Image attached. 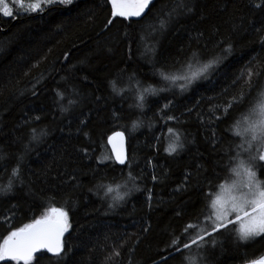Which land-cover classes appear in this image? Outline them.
Segmentation results:
<instances>
[{
    "label": "trees",
    "instance_id": "16d2710c",
    "mask_svg": "<svg viewBox=\"0 0 264 264\" xmlns=\"http://www.w3.org/2000/svg\"><path fill=\"white\" fill-rule=\"evenodd\" d=\"M23 1L29 4L36 0ZM188 2L193 5L191 13L180 15L163 35L155 39L149 37L148 43L156 44L154 59L170 62L197 49L209 55L219 51L215 44L220 40L234 44V53L207 80L198 82L187 92L180 93L177 87L171 92L149 95L141 117L143 124L135 130L130 117L139 110L133 113L128 110L129 103H133V92L128 93L127 100L113 99L107 80L119 77L121 70H125L123 86H126L127 75L133 72L145 86H161L158 76L148 75L152 65L141 57L143 49L137 50L136 42L141 27L174 7L173 0H157L141 24H133L131 28L118 18L110 31L103 30L111 13L106 0H74L68 7H51L43 12H31L8 2L15 14L0 15V149L5 156L0 161V171L2 166L11 171L15 166L14 154L22 152L23 144L28 142L27 121L40 115L41 120L33 121L32 126L49 129L43 143L32 145L22 173L26 181L33 182L36 196L25 195L17 188L14 195L0 197V220L14 216L9 220L14 229L29 223L33 216L39 217L49 206H65L67 210L69 206L64 201L66 194L71 193L75 203L70 206V234L65 236L66 251H71L62 264H153V261L164 264L161 255L168 253L160 250L170 243L173 234L179 236L183 226L200 214L204 206L202 189L208 190L209 181L216 184L217 174L219 183H227L219 164L226 161L224 153L231 139L225 128L238 112L234 108L226 119L212 123L209 108L226 105L241 91L245 95L249 93L246 69L250 61L264 70V46L259 42V35H264V10L255 9L250 0ZM65 56H68L67 61ZM253 57L258 59L253 60ZM85 59L88 64L81 65L80 61ZM72 65H76L77 70H71ZM242 72L243 78L234 85L233 81ZM84 74L88 75L87 81L80 79ZM64 76L82 95L78 97L80 104L61 116L53 103L56 97L52 89ZM251 83V95L245 106L255 100L258 107L264 98L258 96L264 89V75L253 76ZM57 90H65L63 82ZM98 96L100 100L96 99ZM163 97L172 99V114L182 122H169L170 126L179 128L187 138L185 149L178 155L169 156L164 151L169 143L167 128L159 117L153 119L156 102L160 107L167 103ZM63 103L67 104V100ZM113 113L122 118L114 119ZM81 119L85 120L84 125L80 124ZM114 130L125 133L134 175L144 173L145 179H137L136 184L153 190L151 207L145 195L136 192L126 197L122 206L108 209V201L101 199L103 191L96 193L98 183L113 186L122 183L121 169L123 178L128 176L129 169L118 167L113 159L105 161L107 168L98 163L111 156L107 135ZM156 137H160L159 143ZM186 173L191 174L185 184L187 190L176 191L185 182ZM153 174L160 176V182L153 183ZM76 183L81 186L73 188ZM52 194L55 198L49 201L48 196ZM178 211L180 216L176 215ZM145 227L149 228L148 232L143 231ZM8 230L9 225L0 223V242ZM215 239L217 246H209L205 264H244L264 254V237L254 243L238 244L234 234L223 232ZM114 248L120 255L108 260ZM48 256L44 254L39 264H53ZM185 261L177 253L167 264H184ZM33 264H36L35 259Z\"/></svg>",
    "mask_w": 264,
    "mask_h": 264
},
{
    "label": "snow or ice",
    "instance_id": "6c2138e0",
    "mask_svg": "<svg viewBox=\"0 0 264 264\" xmlns=\"http://www.w3.org/2000/svg\"><path fill=\"white\" fill-rule=\"evenodd\" d=\"M111 5L110 16L106 18L103 30L110 31L111 27L120 19L121 23H126V27L131 28L133 24H141L147 12L150 10L152 0H106ZM255 9L264 10V0H250ZM74 3V0H36L31 4V12H43L46 8L51 7H68ZM174 7L165 11L162 15L155 18L154 21L144 24L139 33V41L136 42L137 50L140 51L142 58H145L152 65V72L148 75L158 76L161 83L160 87H152L151 85L145 86L144 81L138 78V74L133 72L127 75L125 81L126 86L121 85L124 79L125 70H121L119 77H112L107 80L113 99L120 97L122 101L127 100L128 93L133 92V103H129V113L134 110H139L135 113L133 118L132 128L135 130L143 124L141 117L144 114L145 102L149 95L156 96L159 93L171 92L173 88H179L180 93L187 92L193 88L198 82L207 80L213 72H215L226 60H228L234 53V44L226 43L224 40L217 41L215 48L219 49L218 52L205 55L200 49L192 51L190 55L182 59L173 61L160 62L154 59L156 56V44L148 43L149 37L155 39L158 35H163L169 26L180 16L186 15L193 11V5L188 0H173ZM13 5L19 4L23 6V0H12ZM12 7H10L7 0H0V15L4 17L13 16ZM136 18V19H132ZM259 33L260 30H257ZM148 33V36L145 35ZM127 38L128 34H124ZM259 42L264 46V35H259ZM158 43V41L156 42ZM207 48V45H205ZM128 50L132 51V45L129 44ZM111 51V49H109ZM152 57V59H149ZM131 58V57H130ZM253 57V60H257ZM68 60V56H65ZM81 65H87L88 60L80 61ZM253 67L257 70L253 71ZM71 70H77L76 65H72ZM248 80L246 81L249 86V93L245 95L241 91L238 97L234 96L226 105H212L209 108L210 116L209 121L214 123L226 119L232 109H237L238 115L232 118L231 123L225 128V132L229 133L231 139L229 140V148L224 153L226 161L219 164V167L225 172L223 177L227 182L231 177H243V179L236 181L233 180L231 185L225 189L224 183H219V174H217V183L213 184L209 181L207 184V191H203L204 206L201 208L200 214L192 221L187 222L179 236L173 234L169 244L161 253L167 252L168 255H161L164 264H167L168 259L179 253L184 260L190 261V264H196L195 259L191 253L193 249L196 250V256L205 264L207 260V250L210 247L217 246L216 236L223 232L234 234V239L238 244H247L254 242L257 237H264V103L256 106V101L245 106V101L251 95L253 87L251 78L256 76L259 78L264 75V70L257 66H253L251 61L249 67L246 69ZM244 76L236 77L233 81L235 85ZM81 80L87 81L88 75L84 74L80 77ZM63 82L65 90H57L59 84ZM57 87L52 91L56 99L54 104L58 107L60 115L64 116L72 112L79 104L82 93L77 89L75 84H72L67 76L61 77V81L56 82ZM118 85H121L118 87ZM35 86H33V94H35ZM174 95V94H173ZM258 96H264V89H261ZM167 103L160 107L157 103V111L153 114V119L159 117L164 122V127L167 128L169 143L164 151L171 156L172 154H179L185 149L186 137L179 128L170 126L169 122L175 124L182 123L180 118L172 114V99L163 97ZM100 100L101 97H96ZM211 99V98H209ZM67 100V104L63 101ZM191 111V110H189ZM217 113H222L218 115ZM113 118L119 120L122 115L113 113ZM41 116L36 115L31 121L26 123L29 125L28 142L23 144V151L15 153V166L8 171L7 166H2L0 171V197H7L14 195L17 188L24 191L25 195L35 197L36 193L33 190L32 183L23 178V170L26 158L33 150L32 145L43 143L49 135V129L44 127H33V121H40ZM203 123V120L201 119ZM80 124L84 125L85 120L81 119ZM80 131V129H78ZM86 137L88 133H84ZM216 134L213 131V144L216 142ZM125 139L124 131H113L111 135H107V142L112 146V155L116 165L126 166L128 176L123 178V169H121L122 183L96 185V193L103 191L104 196L102 200H107V208L114 209L126 203V197L133 193L139 192L145 195L149 207L152 206L153 190L146 185L144 188L136 184L137 179L143 181L145 179L144 173L141 172L139 176L134 175L132 170V158L126 157L123 142ZM159 143L160 137H156ZM120 142V146L117 145ZM83 151V149H80ZM85 155L87 153L85 152ZM3 149H0V161L4 160ZM112 160V156H107L98 161L99 164L108 167L105 161ZM151 163V161H149ZM199 167V165H197ZM5 177L7 178L6 183ZM153 183L160 182L161 178L153 174L151 177ZM191 179V174H185V182L182 183L176 191L187 190L185 184ZM116 178L113 177V181ZM81 185L76 183L73 188H79ZM225 189L230 193L227 197L216 194V189ZM123 190V191H122ZM116 193L115 195H111ZM110 197V199H109ZM55 198V194L49 195L48 200L51 201ZM65 206H49L39 217L33 216L29 223H24L22 226L11 228L9 220L14 218H4L0 223L9 225L7 234L3 236L0 242V262H15V264H33L35 259L36 264H39L40 258L45 254H50L47 258L53 264H62L68 251H66V237L65 234L71 230L70 211L71 205L75 203L72 194H66L64 201ZM15 207V205H13ZM177 216L181 212L176 213ZM231 226H236L235 228ZM144 232H148L149 228L145 227ZM123 247V244L120 245ZM132 251V249H129ZM39 254V255H38ZM120 252L113 249L112 255L107 259L111 260L114 256H119ZM131 264V262H129ZM153 264H157L153 261ZM251 264H264V257L253 259Z\"/></svg>",
    "mask_w": 264,
    "mask_h": 264
},
{
    "label": "rangeland",
    "instance_id": "374dc122",
    "mask_svg": "<svg viewBox=\"0 0 264 264\" xmlns=\"http://www.w3.org/2000/svg\"><path fill=\"white\" fill-rule=\"evenodd\" d=\"M7 1H8L9 3H12V0H7ZM35 2H36V1L27 4V3H25V2L23 1V6H22V7H24L26 10H29L30 7H31V4H32V3H35ZM17 6H18V7H21L19 4H17ZM262 103H264V98H263V101H262L260 104H262ZM241 179H243V177H235V176L231 177V179H229V180L227 181V183H224V184H225V189H227V188L231 185V183H232L233 180L239 181V180H241ZM261 179H264V177H262ZM225 189H219L218 192H217L216 194H220V195H223V196L227 197L228 195H230V193H229L228 191H226ZM235 227H236V226H234V228H235ZM260 238H261V237H257L256 240H258V239H260ZM256 240H255V241H256ZM255 241H254V242H255ZM254 242H249V243H254ZM191 255H192V257L195 259L196 264H201V261H200L199 258L196 256V253H195V252H193ZM184 264H190V261L186 260V261L184 262Z\"/></svg>",
    "mask_w": 264,
    "mask_h": 264
},
{
    "label": "water",
    "instance_id": "95a60500",
    "mask_svg": "<svg viewBox=\"0 0 264 264\" xmlns=\"http://www.w3.org/2000/svg\"><path fill=\"white\" fill-rule=\"evenodd\" d=\"M157 0H152V3L150 4V7L156 2ZM109 6H110V8H111V5L109 4ZM132 19H136V18H132ZM117 145L118 146H120V142L119 141H117ZM107 147H108V149H109V151H110V154H111V156H112V159H113V161H114V155H112V146L110 145V144H108V142H107ZM123 148H124V152H125V155H126V157H128V152H127V139H126V136H125V139H124V142H123ZM118 167H124V166H122V165H117ZM67 234V233H66ZM66 234H65V236H66ZM45 254H47V253H45ZM47 255H50V254H47ZM261 257H264V254L263 255H261V256H259L258 258H256V259H259V258H261ZM244 264H251V261H249V262H246V263H244Z\"/></svg>",
    "mask_w": 264,
    "mask_h": 264
}]
</instances>
